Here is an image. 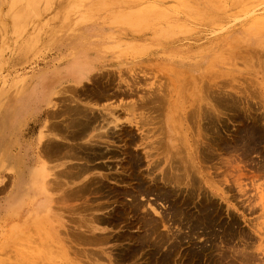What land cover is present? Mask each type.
<instances>
[{
  "label": "rangeland",
  "instance_id": "374dc122",
  "mask_svg": "<svg viewBox=\"0 0 264 264\" xmlns=\"http://www.w3.org/2000/svg\"><path fill=\"white\" fill-rule=\"evenodd\" d=\"M263 67L264 0H0V264H264Z\"/></svg>",
  "mask_w": 264,
  "mask_h": 264
},
{
  "label": "bare ground",
  "instance_id": "6f19581e",
  "mask_svg": "<svg viewBox=\"0 0 264 264\" xmlns=\"http://www.w3.org/2000/svg\"><path fill=\"white\" fill-rule=\"evenodd\" d=\"M257 58V57H256ZM260 58V57H259ZM260 62V61H259ZM259 64V63H258ZM264 68V67H263ZM262 68V69H263ZM263 72H264V70H263ZM189 77V76H188ZM77 78V77H76ZM188 81V78L187 79H185V81ZM191 80V79H190ZM264 80V79H263ZM70 81V80H69ZM186 81V82H187ZM199 83V82H198ZM258 83V82H257ZM249 84V83H248ZM258 85H259V83H258ZM251 86V85H250ZM246 87H247V85H246ZM252 87H253V85H252ZM257 87V86H256ZM241 88H243V87H241ZM245 88H243L242 90H241V92H243V90H244ZM263 89V88H262ZM222 90V89H221ZM250 90V89H249ZM66 91V90H65ZM64 91V92H65ZM252 91H254L253 89H252ZM260 91V90H259ZM63 92V91H62ZM151 92V91H150ZM220 92V91H219ZM244 92H245V90H244ZM244 92L242 93V96H243V94H244ZM261 92V91H260ZM240 93V92H239ZM71 94V93H70ZM156 94V93H155ZM185 94V93H184ZM258 94V93H257ZM256 94V95H257ZM261 94V93H260ZM263 94V93H262ZM66 95V94H65ZM252 95H253V93H252ZM61 96H63L62 94H61ZM183 96V95H182ZM245 96V95H244ZM260 96V95H259ZM71 101L74 103V111L75 112H80V113H84V115L83 116H80V117H78V119L79 118H84V126H90V123L92 122V118H98V117H100L101 118V121L103 122V123H101V125H99L98 127L99 128H96V126L95 127H92L91 128V130H92V136L94 137V138H102L103 139V136H105V135H109V133L110 132H114V131H116L117 129L116 128H118V124H119V118H118V116H115L114 115V113L113 112H111L110 111V109H109V107H102V108H99V111H98V114H96L95 113V109L93 108V106H91V105H82V107L80 106V104H81V102H80V100H76V99H74V97H73V95L71 96ZM252 98V97H251ZM258 98V97H257ZM150 99V98H149ZM152 99V98H151ZM214 99V98H213ZM248 99V98H247ZM48 100V99H47ZM46 100V101H47ZM204 100V99H203ZM245 100V99H244ZM260 100H261V98H260ZM262 100H264V99H262ZM261 100V103L262 102H264V101H262ZM145 101H146V99H145ZM153 101V99L151 100V102ZM147 102V101H146ZM149 102V101H148ZM252 102V101H251ZM49 103V102H48ZM150 103V102H149ZM215 103V102H214ZM241 103V102H240ZM260 103V104H261ZM50 104V103H49ZM186 104V103H185ZM211 104V103H210ZM151 105V104H150ZM158 105V104H157ZM156 105V106H157ZM213 104H211L210 106H212ZM241 105V104H240ZM239 105V106H240ZM131 106V105H130ZM185 106V105H184ZM183 106V107H184ZM198 106V105H197ZM196 106V108L195 109H197V108H199V107H197ZM214 106H217V105H215L214 104ZM153 107V106H152ZM161 107V106H160ZM202 107V106H201ZM213 107V106H212ZM216 108H218V107H216ZM215 108V109H216ZM114 109V108H113ZM132 109V108H131ZM162 109V108H161ZM182 109V108H181ZM207 109V108H206ZM211 109V108H210ZM214 109V108H213ZM129 110V109H128ZM194 110V109H193ZM193 110H192V112H193ZM201 110V109H200ZM88 111L89 112H91L90 113V115L88 114ZM150 111V110H149ZM180 111V110H179ZM190 111V110H189ZM209 111V110H208ZM213 111V110H212ZM211 111V112H212ZM152 112V111H151ZM181 112V111H180ZM179 112V113H180ZM191 111L189 112V113H192ZM195 113H196V111H194ZM193 112V113H194ZM197 112H198V109H197ZM203 112V111H202ZM257 112V111H256ZM186 113V112H185ZM189 113H186L185 115L187 116V114H189ZM216 113V112H215ZM222 113V112H221ZM150 114V113H149ZM203 114V113H202ZM206 113H204V115H205ZM210 114V113H209ZM208 114V115H209ZM212 114V113H211ZM210 114V115H211ZM109 115H112L111 117H112V119H109V120H107L108 119V117H109ZM180 115V114H179ZM190 115V114H189ZM197 115V114H196ZM204 115H202V116H204ZM263 115H264V113H263ZM152 116V115H151ZM198 116V115H197ZM152 117H154V116H152ZM193 117V115L191 116V118ZM199 117H200V115H199ZM206 117V116H205ZM208 117V116H207ZM218 117V116H217ZM145 118V117H144ZM177 118V117H176ZM197 118V117H196ZM195 118V119H196ZM221 118V117H220ZM179 119V118H178ZM211 119V118H210ZM219 119V118H218ZM55 120V119H54ZM73 121H72V124L74 123V122H76L77 120H76V118H73L72 119ZM189 120V119H188ZM194 122V121H193ZM195 122H197V121H195ZM106 125H105V124ZM111 124H114V129H111ZM69 125V124H68ZM50 126V125H49ZM49 128V127H48ZM47 127H46V129L43 131V134H42V143H40L41 145L39 146V153H40V155H42L43 157L46 155L47 156V154H49L48 152H50L51 150H52V148L50 147V148H47L48 146H47V141H51V139H52V141L55 139V140H57V138H56V136H55V134H53V133H51V131L53 132V130L51 129L50 131L49 130H47L48 129ZM71 129V128H70ZM120 129V128H119ZM55 131V130H54ZM176 131V130H175ZM90 133V132H89ZM62 134V133H61ZM86 134V133H85ZM59 138H61V139H67V140H69L68 138H66V136H61L60 135V133L59 134H56ZM64 135V134H63ZM87 135H88V132H87ZM86 135V136H87ZM111 135V134H110ZM52 136V137H51ZM175 136H177V135H175ZM85 137V136H84ZM105 138H108V137H105ZM104 138V139H105ZM179 139V138H178ZM74 140V139H73ZM80 140V139H79ZM88 141L87 142H89V139H87ZM96 140V139H95ZM99 140V139H98ZM106 140V139H105ZM72 141V140H71ZM109 141V140H108ZM180 141V140H179ZM178 141V142H179ZM95 142V141H94ZM110 142V141H109ZM159 142V141H158ZM177 142V143H178ZM205 142V141H204ZM244 142V141H243ZM69 143V142H68ZM91 143V142H90ZM93 143V142H92ZM180 143V142H179ZM195 143H197V142H195ZM58 144V145H57ZM57 144H55V146H56V148H59V143H57ZM86 144V143H85ZM201 144V143H200ZM93 145V144H92ZM193 145V144H192ZM194 146H196V147H198L197 145H194ZM201 146H203V145H201ZM206 146V145H205ZM209 147V146H208ZM79 148V147H78ZM108 148V147H107ZM177 148H178V146H177ZM193 148H195V147H193ZM192 148V149H193ZM188 149H189V146H188ZM209 149V148H208ZM65 150V149H64ZM179 150V151H178ZM178 150H177V152L179 153V152H181L182 150L184 151V148L180 151V149L178 148ZM186 150V149H185ZM190 150V149H189ZM211 150H212V148H211ZM207 151V150H206ZM64 152V151H63ZM67 154H70V156H74L75 155V153L73 152V151H71V149H67L66 151H65ZM186 151H184L183 153H180V154H182V155H186V153H185ZM190 152V151H189ZM191 153H192V151H191ZM196 153V152H195ZM207 153V152H206ZM77 155V154H76ZM182 155H180L181 157L180 158H182V159H184L183 158V156ZM166 156V155H165ZM188 156V155H187ZM187 156H185V157H187ZM197 156V155H196ZM202 156V155H201ZM84 157V156H83ZM189 157V156H188ZM192 157V159H193V155L191 156ZM200 157V156H199ZM48 158H50V156L48 157ZM47 158V159H48ZM58 158V157H57ZM46 159V160H47ZM65 159H67V158H65ZM74 159V158H73ZM72 158H68V160H63L64 162H60L59 161V163L54 167H51L52 166V164L50 165V166H48V164H47V166H46V164H45V175H44V177H43V179H42V181H41V185H40V187H41V190H42V192L43 193H47L49 196H52L53 195V191L54 190H56L58 187H56V185L58 184V183H56L55 181L56 180H59L60 181V179H58V172H60V170H62L60 173L62 174L63 172H65V174H67V173H69L70 172V170L71 169H69V170H67L68 169V167H67V169H65L64 168V166H66V164L67 163H69V161H71V162H73L74 160H73ZM80 159V158H79ZM82 160H85V159H82ZM87 160V159H86ZM180 160V159H179ZM35 161V163H36V160H34ZM181 161V160H180ZM191 161H195V160H191ZM48 162V161H47ZM70 162V163H71ZM48 163H50V161L48 162ZM88 163V162H87ZM176 163H178V162H176ZM189 163H190V161H189ZM194 163V165H197V164H195V162H193ZM78 164V163H77ZM105 164V163H104ZM192 164V163H191ZM74 165V164H73ZM187 165H188V163H187ZM63 166V167H62ZM72 167V166H71ZM176 167V166H175ZM59 168H64V169H59ZM198 167H196V169H197ZM263 168V167H262ZM57 169H59L58 171H57ZM78 169V168H77ZM182 169V168H181ZM199 169V168H198ZM64 170V171H63ZM178 170V169H177ZM195 170V169H194ZM75 171V170H74ZM80 171V170H79ZM89 171H91V170H88V172ZM174 171V170H173ZM177 172V171H176ZM71 173V172H70ZM98 173V172H97ZM186 173V172H185ZM29 175H30V177L31 178H34V179H36L37 178V176L38 177H40V174L38 173V171H36V167H34V165H33V167H31V169H30V173H29ZM60 175V174H59ZM90 175V174H89ZM94 175V174H93ZM165 175V174H164ZM48 176H50L49 178H48ZM61 176V175H60ZM63 177H65L64 175L61 177V178H63ZM86 177V176H85ZM60 178V177H59ZM73 177H71V179H72ZM88 178V177H87ZM166 179H167V177H165ZM188 178V177H187ZM69 178H67L66 180H68ZM78 179V178H77ZM76 179V180H77ZM63 180H65V179H63ZM65 180V181H66ZM75 179H73V180H71V182H69L70 180H68V181H66V183L67 182H69V183H72V182H74V181H76ZM83 180V179H82ZM96 180V179H95ZM176 180V179H175ZM65 181H62V182H65ZM81 181V180H80ZM88 181V180H87ZM174 181V180H173ZM180 181V180H179ZM178 181V182H179ZM192 181V180H191ZM58 182V181H57ZM86 182V181H85ZM56 183V185L54 186V187H56L55 189H53V191H51V188H54V187H52L53 185L52 184H55ZM61 183V182H60ZM60 183H59V186H60ZM66 183H64V184H62L61 183V186H63V185H66ZM82 183V182H81ZM169 183V182H168ZM192 183V182H191ZM179 184V183H178ZM69 184L67 183V186H68ZM77 185V184H76ZM75 185V186H76ZM81 185V184H80ZM74 186V184L71 186V188H70V185H69V188L71 189V191H72V187ZM92 187V186H91ZM62 188V187H61ZM61 188H59V189H61ZM65 188V187H64ZM66 188H68V187H66ZM75 188V187H74ZM79 188V187H78ZM77 188V189H78ZM59 189H57V192H58V190ZM91 189V188H90ZM67 190V189H66ZM70 191V190H69ZM56 192V193H57ZM62 192H67L68 193V191H65L64 189L62 190ZM70 193V192H69ZM77 193H78V191H77ZM79 193H81V192H79ZM78 193V194H79ZM66 194V193H65ZM67 195V194H66ZM66 195L64 196V199H63V201L64 200H66L65 199V197H66ZM68 195H70V194H68ZM72 196V195H71ZM81 196V195H80ZM82 196H83V194H82ZM56 198V197H55ZM85 199H86V196H85ZM67 200H68V198H67ZM84 200V199H83ZM62 201V202H63ZM69 201V200H68ZM84 201H87V200H84ZM65 202H67V201H65ZM90 203V202H89ZM84 206H86V205H84ZM91 206V205H90ZM68 207V206H67ZM88 207V206H87ZM49 209H50V205H48V207L46 208V210L47 211H49ZM72 209V208H71ZM70 208H69V210H71ZM75 209V208H74ZM82 209H84V208H82ZM72 211V210H71ZM86 211V210H85ZM97 211V210H96ZM68 212V211H67ZM91 212H93V211H91ZM85 213V212H84ZM86 214V213H85ZM94 215V214H93ZM35 217V219H34V221H37V220H41V219H43L44 218V215H36V216H34ZM146 217V216H145ZM80 219V218H79ZM90 219V218H89ZM94 219V218H93ZM96 219V218H95ZM51 220H52V218H51ZM45 221V220H44ZM79 221V220H78ZM84 221V220H83ZM92 221V220H91ZM81 225V224H80ZM56 226V225H55ZM78 226V225H77ZM82 226V225H81ZM188 226V225H187ZM79 228H80V226H78ZM89 227V226H88ZM91 227V229H92V226H90ZM201 227V226H200ZM77 228V227H76ZM86 228V227H85ZM85 228H84V232L86 233V231H87V228H86V231H85ZM97 228V227H96ZM96 228H94L93 227V230H96ZM192 228V227H191ZM63 230V229H62ZM75 230V229H74ZM64 231V230H63ZM77 231V230H76ZM89 231H90V229H89ZM88 231V232H89ZM194 231V230H193ZM196 231V230H195ZM72 232V231H71ZM79 232V231H78ZM62 233V232H61ZM73 233V232H72ZM76 233V232H75ZM84 233V234H85ZM93 233V232H92ZM67 234V233H66ZM89 234V233H88ZM77 235V234H76ZM92 235H94V234H92ZM67 237V236H66ZM79 237V236H78ZM161 237V236H160ZM91 238V237H90ZM174 238V237H173ZM88 239V238H87ZM162 239V238H161ZM178 239V238H177ZM75 240H77V239H75ZM80 240V239H79ZM85 240V239H84ZM91 240V239H90ZM90 240L88 241V242H90ZM93 240V239H92ZM105 240V239H104ZM74 241V240H73ZM83 241V240H82ZM103 241V240H102ZM106 241V240H105ZM207 241V240H206ZM77 242V241H76ZM94 242V241H93ZM100 242V241H99ZM98 241H97V243H99ZM79 243H81V242H79ZM69 244V243H68ZM71 247V246H70ZM238 247V246H237ZM242 249V248H241ZM246 248H244V250H245ZM220 250V249H219ZM243 250V249H242ZM241 250V251H242ZM73 251V250H72ZM246 253V252H245ZM242 255H243V253H241ZM241 255V256H242ZM244 258V257H243ZM239 259H241V258H239ZM93 260H94V258H93ZM92 260V261H93ZM96 260V259H95ZM94 260V261H95ZM234 261H236L235 259H234ZM233 261V262H234ZM238 261V260H237ZM240 261H242V260H240ZM239 261V262H240ZM231 262H232V260H231ZM94 263V262H93ZM97 263V262H96ZM230 263V262H229ZM238 263V262H237ZM241 263H243V261L241 262ZM247 263H249V262H247ZM95 264V263H94ZM98 264V263H97ZM231 264H233V263H231Z\"/></svg>",
  "mask_w": 264,
  "mask_h": 264
}]
</instances>
